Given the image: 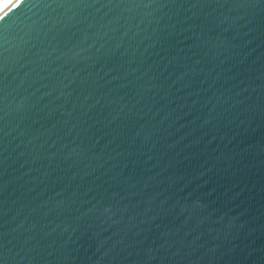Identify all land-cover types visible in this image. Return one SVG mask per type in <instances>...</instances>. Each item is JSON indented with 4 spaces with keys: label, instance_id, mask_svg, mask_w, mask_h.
<instances>
[{
    "label": "water",
    "instance_id": "water-1",
    "mask_svg": "<svg viewBox=\"0 0 264 264\" xmlns=\"http://www.w3.org/2000/svg\"><path fill=\"white\" fill-rule=\"evenodd\" d=\"M0 264H264V0L6 1Z\"/></svg>",
    "mask_w": 264,
    "mask_h": 264
},
{
    "label": "built area",
    "instance_id": "built-area-1",
    "mask_svg": "<svg viewBox=\"0 0 264 264\" xmlns=\"http://www.w3.org/2000/svg\"><path fill=\"white\" fill-rule=\"evenodd\" d=\"M8 0H0V6L3 5Z\"/></svg>",
    "mask_w": 264,
    "mask_h": 264
},
{
    "label": "bare ground",
    "instance_id": "bare-ground-1",
    "mask_svg": "<svg viewBox=\"0 0 264 264\" xmlns=\"http://www.w3.org/2000/svg\"><path fill=\"white\" fill-rule=\"evenodd\" d=\"M1 6H2V5H1ZM1 6H0V7H1Z\"/></svg>",
    "mask_w": 264,
    "mask_h": 264
}]
</instances>
